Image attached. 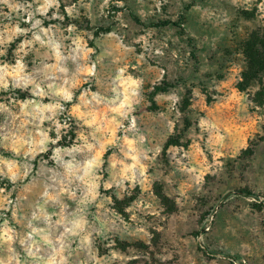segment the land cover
Returning a JSON list of instances; mask_svg holds the SVG:
<instances>
[{
	"label": "clouds",
	"instance_id": "obj_1",
	"mask_svg": "<svg viewBox=\"0 0 264 264\" xmlns=\"http://www.w3.org/2000/svg\"><path fill=\"white\" fill-rule=\"evenodd\" d=\"M264 0H0V264H264Z\"/></svg>",
	"mask_w": 264,
	"mask_h": 264
},
{
	"label": "rangeland",
	"instance_id": "obj_2",
	"mask_svg": "<svg viewBox=\"0 0 264 264\" xmlns=\"http://www.w3.org/2000/svg\"><path fill=\"white\" fill-rule=\"evenodd\" d=\"M256 42L257 38L253 36L251 40L242 43L251 65L250 77L255 76L258 71H264V52L256 50L254 46ZM260 43L264 46V41H260Z\"/></svg>",
	"mask_w": 264,
	"mask_h": 264
}]
</instances>
